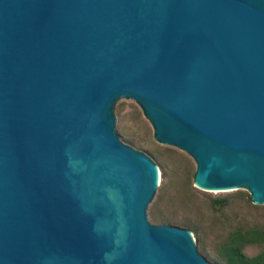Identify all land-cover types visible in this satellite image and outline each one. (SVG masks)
<instances>
[{"label": "water", "instance_id": "1", "mask_svg": "<svg viewBox=\"0 0 264 264\" xmlns=\"http://www.w3.org/2000/svg\"><path fill=\"white\" fill-rule=\"evenodd\" d=\"M120 97L196 187L264 204V0H0V264H212L147 220Z\"/></svg>", "mask_w": 264, "mask_h": 264}, {"label": "rangeland", "instance_id": "2", "mask_svg": "<svg viewBox=\"0 0 264 264\" xmlns=\"http://www.w3.org/2000/svg\"><path fill=\"white\" fill-rule=\"evenodd\" d=\"M112 113L118 139L146 154L156 166L157 186L146 207L150 223L186 228L197 252L212 264H223L219 247L231 231L264 228V204L253 203L247 189L196 187L192 158L175 146L157 142L150 122L134 100L118 98ZM261 249V245L250 243L242 252L252 256Z\"/></svg>", "mask_w": 264, "mask_h": 264}, {"label": "trees", "instance_id": "3", "mask_svg": "<svg viewBox=\"0 0 264 264\" xmlns=\"http://www.w3.org/2000/svg\"><path fill=\"white\" fill-rule=\"evenodd\" d=\"M258 244L262 249L252 256L242 252L245 244ZM223 264H264V228L258 226L231 231L219 247Z\"/></svg>", "mask_w": 264, "mask_h": 264}]
</instances>
